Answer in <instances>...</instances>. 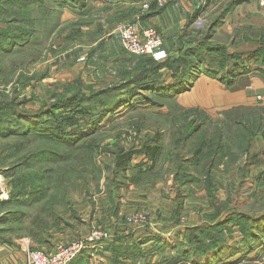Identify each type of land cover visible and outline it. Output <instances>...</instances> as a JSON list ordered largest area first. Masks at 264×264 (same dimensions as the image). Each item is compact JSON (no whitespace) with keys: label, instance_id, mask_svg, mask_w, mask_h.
<instances>
[{"label":"rangeland","instance_id":"obj_1","mask_svg":"<svg viewBox=\"0 0 264 264\" xmlns=\"http://www.w3.org/2000/svg\"><path fill=\"white\" fill-rule=\"evenodd\" d=\"M39 1H43V5L42 2L28 5L25 4L26 1L21 4H8L0 0L1 29L10 27L34 30L33 38L26 41L24 46L17 45L9 52L0 54V94L3 102L11 105L12 111L26 115L38 114L44 108V103L56 91L55 80L63 83L61 80L81 75L84 86L105 84L106 81L101 79L113 70L112 63L116 60L112 58L116 57L115 52L133 57L124 51L121 44L111 42L110 45L100 46L102 50L93 45V49L100 50V53L88 56L90 62L87 63L89 60L86 53L97 38L99 39L93 32L99 28L97 21L108 16L103 15L104 6L97 5L101 1L93 2L88 10L82 12L72 11L69 7L57 8L53 15L49 13L53 8L51 0ZM229 1L218 0L212 4V11L202 17L196 26L187 30V42L193 45L200 42L201 49H204L197 57L192 56L189 59L194 64V76L187 89L177 95H170L171 97L163 94H154V97L150 92H142L132 101V107L130 105L129 108L120 109L112 117L101 120L95 127H91L89 123L92 119L83 118L78 125L67 129L68 132L91 131L85 138L76 142L75 139L74 142H95L94 148L68 152L70 149L55 146L31 134L25 137L19 134L0 137V217L7 212L17 213L20 217L18 220L7 219L0 224V247L9 248L15 259L18 257L25 260L23 240L29 241L32 250L51 252L56 245L84 238L93 229L105 231L109 235L107 239L92 242L88 246L116 242L114 227H117L129 233L130 237L121 238L126 243L130 241L126 245L128 247L132 243L140 244L154 235L162 240L160 245L155 242L147 245L138 257L120 258V264H171L170 258L175 255V251L171 248L169 250V247L176 244L186 245V230L203 225L202 220L208 218L213 208L222 209V220L232 213L248 216L264 214V135L253 136L248 154L241 153L236 161L229 164V168H225L227 165L224 164L227 157L216 162L218 164L212 172L213 187L210 197L207 183L203 182L198 170L192 165L194 147L191 142L196 141L199 135L188 144L185 150L187 153L182 156L183 164L187 167L185 186L174 182L172 168L176 161H173V157L168 161L171 163H165L160 172L156 174L154 170L155 175L147 180L149 182L132 185L131 168L126 172H118L114 167L115 159L110 153L113 150L112 145L123 150L131 147L139 150L142 140L156 135L159 144L167 152L169 140L175 133L170 127L171 118L180 117L177 124L181 126L182 117L196 120L195 110L202 113L201 117H205L203 122L208 123L205 128L208 137L212 136L211 125L214 126L215 122L222 120V113L225 111L237 108L258 109V113L260 110L264 118V53L252 55L256 46L248 41V38L264 29V13H258L260 10L253 5L256 4L253 0H235L237 5L229 15L239 5H247V15L242 19L240 27L237 26L233 32H222L219 31L221 23L211 33V37H208L211 18ZM138 8L140 9V5ZM86 21L92 23L88 25L93 27L89 31L90 35L80 32L79 36L75 34L74 41L64 43L65 33L87 24ZM107 22L108 20H104L101 24L105 29L111 27ZM129 22L133 21L126 24ZM232 26L234 28V24ZM157 33L162 40L160 33ZM208 44L213 50L218 47L224 49L230 54L229 60H224L216 53L204 52L209 47ZM232 54H235V58L230 62ZM224 65L228 68H221ZM210 68L215 71L214 75L209 74ZM44 74L49 77L42 79ZM160 74V80H171L169 72L161 71ZM257 82L259 85L254 88L253 84ZM84 93L88 94V91L84 90ZM55 94L62 93L56 91ZM56 97L60 99L59 96ZM244 117L247 118L244 122L250 121L246 123L249 128L252 124L254 128L261 126L258 114L248 113L242 115ZM41 120L46 126V119ZM195 122L198 123V120ZM0 126L15 127L7 119ZM263 126L264 122L261 127ZM232 130L233 145L225 138L223 143L226 147L223 150L234 154L239 137L245 138V135L241 131L237 135V127H232ZM40 150L55 152L57 158L54 161L41 159L31 165L34 154ZM172 150L178 151L177 148ZM68 153L70 154L67 156ZM132 164H142V169L147 168L149 171L158 166H152L143 154L133 156ZM196 168L199 169L200 166ZM41 176L48 180H41ZM59 179V184L55 187V180ZM191 180L196 181L189 182ZM39 185L48 189L47 195L35 199L32 204H27L25 199L10 198L13 190H20L23 186L37 188ZM178 201H181L180 216L174 218ZM136 217L137 220H134ZM226 227L229 231H223L225 245L221 251L201 258L200 264H223L227 259H243L242 263L245 264L264 262V235L261 237V248L254 247L246 250L243 255H233L240 249L242 236L235 223L229 222ZM132 237L134 239L131 243Z\"/></svg>","mask_w":264,"mask_h":264},{"label":"trees","instance_id":"obj_2","mask_svg":"<svg viewBox=\"0 0 264 264\" xmlns=\"http://www.w3.org/2000/svg\"><path fill=\"white\" fill-rule=\"evenodd\" d=\"M22 1H26L25 4L28 5L41 2L43 5V1L40 2L39 0ZM22 1L2 0V2L8 4L24 3ZM87 1L88 0H51V5L53 8H51L49 13L53 15L56 9L61 7L72 8V11H86L88 10V7H90V2L95 0H90L89 3ZM98 1L108 2L110 0ZM134 1L135 3H140L143 0ZM217 1L218 0H206V4L212 5ZM236 5L237 2H235V0H230L222 9L218 11V14H215L211 18L210 24L208 26V37H211V33H213L215 28L223 23L229 13L233 10L232 8ZM163 8L157 9L153 4H151L145 13L162 10ZM202 9L203 6H200L191 16L187 24V26L189 25L187 29L202 12ZM138 10L140 11L139 8ZM115 15L118 17V19L120 18L121 20H126L128 19L126 17L131 16V11L129 10L127 12H119ZM75 34H77V36L80 35V28L66 32L63 37L64 43L74 41ZM33 36V29L24 30L23 28L12 29L7 27L5 30L0 28V54L9 52L17 45H21V47L24 46L26 41H30ZM188 37L189 35H187V31H185L179 40L180 46L176 48L172 54L168 53L167 58L163 62H155L149 56L131 57L134 60V69L132 73H125V76L118 83L110 84L103 88H95L91 84L84 86V83H82L80 78H77L69 83H57L54 89L57 92L60 91L62 94H55V91L54 94L50 95L47 99V102L44 103V108L38 112V114L26 115L21 114L20 112L12 111V106L4 103L2 94H0V124L3 122V120L7 119L15 125L14 128H2L0 126V137H8L13 134H19L25 137L26 135L31 134L33 137L43 139L46 142L48 141L55 146L60 145L64 149H70L68 152L75 150L81 151L85 148H94L96 145L95 142L75 144L77 140L85 138L91 133V131L89 132V130H86V133L76 131L68 132L67 129L78 125L79 121L83 118L92 119L89 123L91 127H95L96 124L101 122V120L110 116L112 117L120 109L129 108L130 105L132 107V101H134L139 93L142 92H150L153 96L154 94L157 96L161 94L173 96L187 89L194 76V74H192L194 64L192 63L193 61L189 59H191L192 56H194V58L197 57V54L204 50L201 49L202 44L200 42L194 44L195 46L191 43L189 44L186 40ZM248 41L256 46L254 48L256 51L251 53L252 55H262V52L264 53V29H262L261 32H259L257 35H254L252 38H248ZM208 46L209 47H207L204 52L216 53L222 56L224 60H229L230 54L225 52L224 49H220L218 47L216 50H213L209 44ZM234 58L235 54H232L230 62H232ZM226 67L228 68L227 65H224L221 68ZM161 71L169 72L171 74V80L167 82H165L166 80H160L162 77L160 74ZM214 72L215 71L210 68L209 74L214 75ZM44 75L41 76L42 79L46 76ZM71 87H75V89H71ZM84 90H87L88 94L84 93ZM56 96H59L60 99H57ZM194 112L196 114V116L194 115L196 120H190V118L184 119V117H182L180 121L182 124L181 126L178 125L180 117L171 118L170 127L175 133L172 134V137L169 140L167 152L163 150V147L159 144V139H156L157 135L142 140L139 150H136L133 147H131L129 150H123L122 148H116V145H112L113 150L110 153L113 156V159H115L114 167L120 173L126 172L131 168L132 185L146 184L149 182L147 180L155 175L154 170L156 171V174L160 172L159 170H162L165 163H171L168 161L170 160V157H173V161H176L175 164L173 162L174 167L172 168L174 182L179 186H185L187 183L184 181L187 179L185 175L187 167L183 164L184 158H182V156L187 153L185 150L187 149L188 144L197 135H199L196 141L191 142L193 144L190 143L191 146L194 147V151L192 152L191 156L194 158L192 165L198 170V174L200 177H202L203 182L205 181L207 183V193L209 196L211 187H213L211 185L212 172L218 164H216V162H221L225 157H227L224 164L227 165L225 168H229L231 166L229 164L236 161L241 153L247 155L249 143L253 136L264 135V126L261 127L262 122H264V118L260 110L258 113V109L237 108L225 111L222 113L224 118L215 122L214 126L211 125L212 129H210V132L212 133V136L208 137L205 134L208 133V131L205 129L206 124L208 123L203 122L205 117L202 118L200 115L202 113H200L198 110H195ZM39 113L41 114L39 115ZM248 113L253 115L258 114V116H260V124L259 121L257 124L261 126L254 128V124H252L249 128L247 124L250 121L244 122L243 120L247 118H242V115ZM131 117L133 118V116ZM42 118L46 119V126H44L43 121L41 120ZM139 120L143 121L141 119ZM197 120L198 123L195 122ZM232 127H237V130L235 131L237 135H239L238 132L240 131L245 135V138L242 136L239 137V141H237L235 147L236 152L234 154L228 150H226V152L223 150V147H226L223 143L225 138H227V141L229 140L228 143L233 145V142L231 141V137H234V131L232 130ZM139 130L140 129H137V131ZM172 148H177L178 151H173ZM36 154H34V158L31 160V165H34L41 159H43V161H54L57 158L56 153H51L50 151L46 152L40 150L36 152ZM69 154L70 153H68L67 156ZM139 154L145 155L150 160V163H152V166L156 164H158V166H154L153 170L149 171L147 168L142 169V164H132V157ZM198 165L200 166L199 169L196 168ZM142 175L145 177H142ZM146 175H148V177ZM40 179L43 181L48 180V178H44L42 176ZM55 181V187H57L60 179ZM194 181L196 180H191L189 182ZM47 192L48 189L44 188L43 185H39L37 188L32 187L30 189L26 186H23L20 190H13L10 194V198L11 200H16L19 198L23 200L25 199L24 201L27 204H32L34 203L35 199L38 200L41 199V197L45 194L47 195ZM180 210L181 201H178L174 210V218H178L180 216ZM211 212L212 213L207 216L208 218H206L205 221L202 220V223H204L203 225H198L186 230V245L176 244L175 246L169 247V250L171 248V250L175 251V255L170 258L171 262L169 263L200 264V259L206 255L217 252L219 253L222 247L225 245V235L223 231H229V228L226 227L229 222H233L239 227L242 236L239 247L240 249L235 251L233 255H243V253H245V251L248 249L251 250V248L254 247H262V244L260 243L263 242V238L261 237L264 235V214L258 216H248L245 214L232 213V215H228L222 220L220 219V216L223 213L222 209L215 207ZM12 218L18 220L20 217L17 216V213L11 214L7 212L0 217V224L4 221H7V219ZM154 242L160 245L162 240L159 236H150L149 239L143 240V242L140 244L132 243L129 247L124 245L113 248L112 253L115 257V260L118 258L124 259L123 257L128 258L129 256L135 258L142 254L143 245ZM245 259L248 260V258ZM242 261L243 259H236L233 261L227 259L223 264H245L242 263ZM261 264H264V262Z\"/></svg>","mask_w":264,"mask_h":264},{"label":"crops","instance_id":"obj_3","mask_svg":"<svg viewBox=\"0 0 264 264\" xmlns=\"http://www.w3.org/2000/svg\"><path fill=\"white\" fill-rule=\"evenodd\" d=\"M95 1H91L90 5H92L93 2ZM253 1H254L253 3H256L253 5H256L260 10L258 11V13H264V7L260 6L258 0H253ZM139 4H140L139 2L135 3L134 0H110L108 2L101 1L100 3L97 4L98 6H104L103 15H108V16H103V17L104 20H108V22L111 24V27L105 29V27L101 25L102 23H104V20L102 19L103 17H101L97 21L99 23V28L96 31L94 30L93 32L99 36V39L97 38L95 43L90 46L91 49L89 48L90 50H88V52L86 53L87 58L88 56L91 57L92 54L96 55L97 53H100V50L95 48L93 49V47L95 46L96 47L98 46L100 48V46L102 45L104 46L110 45L111 42L112 43L115 42L120 45L118 29L124 26L126 22L130 20L135 21L136 18H138L137 21L138 27H151L156 29L157 32H159L160 35L162 36V41H163L162 49L166 52L167 55L168 53L172 54L174 50H176V48L180 46L179 40L182 37L183 33L188 29H190L192 26H196L198 22L201 21V18L208 15L214 8L211 4L207 5L206 0H167V3L165 4L162 10L150 11L145 13L138 10ZM200 6H203L202 12L190 24V27L187 29V27L189 26V25L187 26L189 19ZM246 8L247 5L245 3L239 5V7L236 8L231 13V15H229L223 21V23L219 27V31L233 32V30H235L237 26L240 27L242 19H244L247 15L245 13ZM129 10L131 11V16L126 17L128 18L126 20H121L120 18L118 19V17L115 15L119 12H127ZM255 12H257L256 9ZM263 19H264V14H263ZM86 23L87 24L80 26L81 34L84 33L89 34L91 33L89 31H92L93 29L92 26H88L92 24L91 21H86ZM232 24H234V28H232L233 27ZM103 51H107V50H103ZM115 53H116L115 54L116 57L112 58L113 60L114 59L116 60L114 63H112L113 70H111V72L107 74V77L101 79L106 81L105 84H101V85L92 84L95 88H99V87L103 88L110 84L118 83L125 76V73H132L134 69L133 58H129L123 53H117V52ZM87 58H85L86 62H87ZM88 60L89 61L87 63L90 62L89 58ZM48 77L49 75L45 76V78L43 79H47ZM76 78L83 79V76L77 75L73 79L67 78L61 81H64L63 83H69L71 82V80L73 81ZM55 81L56 84L57 83L63 84L58 80ZM257 85H259L258 82L253 84V87L255 88ZM132 189L133 187H131V190ZM114 231L116 235L115 239L117 240L116 242L112 243L111 241H109L110 243L104 242L100 245H93V246L90 245L75 260H73L71 264H119L120 258L115 260V257L112 253V249L124 245H129L130 241L126 243L124 242L123 239H121L128 237L129 233L125 232L124 230H120L117 227H114ZM133 239L134 237L131 238V243ZM147 245L149 244L143 245L142 249L143 248L145 249ZM9 251H10L9 248H4L3 246L0 247V259L2 260L0 264H24L25 260H20V258L18 257H17L18 260L15 259V257L11 256ZM132 263L133 262H131V264Z\"/></svg>","mask_w":264,"mask_h":264},{"label":"built area","instance_id":"obj_4","mask_svg":"<svg viewBox=\"0 0 264 264\" xmlns=\"http://www.w3.org/2000/svg\"><path fill=\"white\" fill-rule=\"evenodd\" d=\"M258 2L260 6H264V0ZM166 3L167 0H143L139 5L140 10L146 12L151 4L162 8ZM137 21L138 18L118 29L120 44L124 51L134 57L149 56L155 62L164 61L167 54L162 49V40L157 31L151 27H138ZM134 220H137V217ZM108 235L105 231L93 229L84 238L56 245L51 252L32 250L29 241L23 240L24 264H70L89 244L105 240Z\"/></svg>","mask_w":264,"mask_h":264}]
</instances>
